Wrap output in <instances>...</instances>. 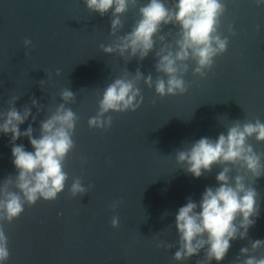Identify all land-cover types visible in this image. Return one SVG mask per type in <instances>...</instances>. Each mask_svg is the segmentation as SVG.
Returning a JSON list of instances; mask_svg holds the SVG:
<instances>
[{
  "label": "water",
  "instance_id": "water-1",
  "mask_svg": "<svg viewBox=\"0 0 264 264\" xmlns=\"http://www.w3.org/2000/svg\"><path fill=\"white\" fill-rule=\"evenodd\" d=\"M110 15L89 12L83 0H0V112L7 110L12 96H19L15 107L28 105L36 117L33 122L30 116L20 130L31 124L38 136L40 122L63 102L59 93L69 87L76 99L67 106L79 117L76 147L66 160L65 191L54 202L41 200L26 207L7 226V264H178L172 259L178 248L175 215L188 198L199 202L207 187H217L221 169L193 178L178 168L175 151L202 137L216 139L234 120L264 121V6L254 0H227L222 30L227 35L232 24L236 34L205 79L189 70L187 93L162 99L141 82L144 103L137 111L111 113L113 124L106 131L90 129L87 121L113 79L125 72L134 75L137 68L154 80L157 76L154 52L143 61L102 52L100 45L114 39ZM138 18V10L129 9L119 35L130 31ZM176 31L168 25L161 34L172 42ZM26 38L32 41L30 49L23 45ZM33 98L42 106L39 114ZM10 139L0 134V182L16 175ZM16 143L33 151L26 137ZM249 143L264 152V143L254 138ZM82 158L87 163L82 164ZM76 177L91 187L88 194L73 198L68 187ZM254 187L260 204L256 223L248 239L230 242L219 264H233L240 248L264 240V177ZM118 200L123 202L113 210ZM114 215L119 217L118 228L111 227ZM160 241L173 247L158 249ZM262 254L264 249L255 253ZM203 255L182 264H196Z\"/></svg>",
  "mask_w": 264,
  "mask_h": 264
},
{
  "label": "clouds",
  "instance_id": "clouds-1",
  "mask_svg": "<svg viewBox=\"0 0 264 264\" xmlns=\"http://www.w3.org/2000/svg\"><path fill=\"white\" fill-rule=\"evenodd\" d=\"M89 12L101 17L111 14L110 44H101L107 55L118 54L127 61L133 58L143 61L150 53H155V80L151 73L144 75L137 68L135 74L125 72L112 80L103 90L98 100V109L87 121L90 129L106 131L112 127L111 113L135 112L144 103L140 83L154 89L159 98L184 95L189 85L185 80L191 70L193 76L205 79L213 69L216 58L225 54L234 36V26L228 24L227 35L222 30V18L227 12V0H83ZM257 6H264V0H254ZM129 9L138 10V19L131 30L119 35L124 27L125 13ZM171 25L177 31L172 42L166 41L162 29ZM260 31L261 26L257 25ZM159 47L157 48V43ZM25 49H30L31 39L23 41ZM28 52H25V56ZM57 69L55 75L59 76ZM59 97L63 101L40 122L39 135L34 136L31 124L21 132L20 125L32 116L31 108L22 110L15 107L19 96H12L6 111L0 112V134L10 135L12 163L16 175H8L0 182V264L10 259L7 226L12 225L39 201L54 202L65 191L69 180L65 171L66 160L75 149L74 134L79 119L67 105L73 103L76 94L68 87L62 89ZM32 106H37L35 98ZM155 103V101H153ZM42 106H37V114ZM26 137L33 149L17 144ZM264 143V121L234 120L226 131L216 139L202 137L175 151L178 168L193 178L199 179L210 174L214 167L221 170L215 179L217 187H207L199 202L188 198L175 215V230L178 248L172 259L178 264L199 256L196 264L221 262L227 256L232 241L248 239L249 229L256 223L260 213L259 193L255 182L264 177V152H257L251 139ZM87 163L86 159L81 160ZM82 180H72L68 192L71 197H82L89 192ZM122 200L111 205L115 210ZM167 215V213H165ZM111 227H119V217L113 216ZM156 247L171 249L172 244L157 242ZM264 249V240L250 241V247H242L233 264H264V254L255 253Z\"/></svg>",
  "mask_w": 264,
  "mask_h": 264
}]
</instances>
